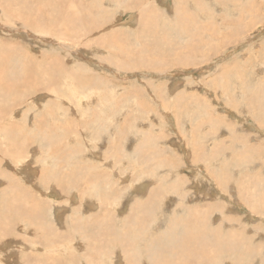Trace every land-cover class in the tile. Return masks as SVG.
<instances>
[{"label":"rangeland","instance_id":"1","mask_svg":"<svg viewBox=\"0 0 264 264\" xmlns=\"http://www.w3.org/2000/svg\"><path fill=\"white\" fill-rule=\"evenodd\" d=\"M263 111L264 0H0V264H264Z\"/></svg>","mask_w":264,"mask_h":264},{"label":"bare ground","instance_id":"2","mask_svg":"<svg viewBox=\"0 0 264 264\" xmlns=\"http://www.w3.org/2000/svg\"><path fill=\"white\" fill-rule=\"evenodd\" d=\"M144 1V0H143ZM166 1V0H165ZM134 2V1H133ZM135 3V2H134ZM131 7V6H130ZM79 19H80V17H79ZM110 23V22H109ZM108 23V24H109ZM111 25V24H110ZM77 26V25H76ZM75 26V27H76ZM82 27V26H81ZM83 29V28H82ZM80 30V29H79ZM114 31V30H113ZM239 40V39H238ZM231 54V53H230ZM106 60V59H105ZM199 62V61H198ZM195 64V63H194ZM225 67V66H224ZM226 71V70H225ZM118 73V72H117ZM155 84V83H154ZM159 86V85H158ZM160 87V86H159ZM91 89V88H90ZM138 89V88H137ZM134 90V89H133ZM136 90V89H135ZM140 90V89H139ZM142 90V89H141ZM140 90V91H141ZM148 91V90H147ZM145 92V91H144ZM89 93H94V92H89ZM130 93V92H129ZM137 93V92H136ZM183 94V93H182ZM195 94V93H194ZM177 95V94H176ZM144 96V95H143ZM83 97V96H82ZM123 97V96H122ZM131 97V96H130ZM140 97V96H139ZM176 97V96H175ZM120 99H121V97H120ZM127 99V98H126ZM77 102V101H76ZM80 102H83V101H80ZM118 104V103H117ZM80 105V104H79ZM82 105V104H81ZM85 105V104H84ZM77 106V105H76ZM139 106V105H138ZM180 106V105H179ZM82 107H84V106H82ZM164 107V106H163ZM173 107V106H172ZM141 108V107H140ZM178 108V107H177ZM156 110V109H155ZM257 110V109H256ZM76 112V111H75ZM86 112V111H85ZM84 112V113H85ZM260 113H261V111H259ZM264 112V111H263ZM184 114V113H183ZM159 117V116H158ZM255 117V116H254ZM70 120V119H69ZM75 120V119H74ZM260 120V119H259ZM258 120V121H259ZM79 121V120H78ZM69 122V121H68ZM83 123H84V121H83ZM260 124H262L261 122H259ZM258 123V124H259ZM263 123H264V120H263ZM90 124V123H89ZM92 124V123H91ZM90 124V125H91ZM86 125V124H85ZM6 126V125H5ZM143 126V125H142ZM86 126H84V128H85ZM264 128V127H263ZM121 129V128H120ZM126 133V132H125ZM110 134V133H109ZM112 134V133H111ZM163 134V133H162ZM110 137V136H109ZM107 139V138H106ZM105 139V140H106ZM112 139H114V138H112ZM93 141H94V139H93ZM96 141V140H95ZM98 141V140H97ZM111 141V140H110ZM100 142V141H99ZM84 143V142H83ZM108 143V142H107ZM5 147V146H4ZM109 149V148H108ZM117 149V148H116ZM106 150H107V148H106ZM164 150V149H163ZM111 152V151H110ZM0 155H2L1 154V151H0ZM208 156V155H207ZM104 158V157H103ZM107 158V157H106ZM25 160H27V159H23L21 162H20V165H22V164H25L24 165V167H27L28 165L26 164V163H24V161ZM106 161V160H105ZM27 162V161H26ZM110 162H111V160H110ZM109 162V163H110ZM199 163V162H198ZM82 164V163H81ZM91 164V163H90ZM108 164V163H107ZM110 165H111V163H110ZM80 166V165H79ZM86 167V166H85ZM110 167H112V165L110 166ZM207 167V166H206ZM112 168H114V167H112ZM200 168V171H202V169H201V167H199ZM103 169V168H102ZM104 170V169H103ZM113 170V169H112ZM116 170V169H115ZM193 170V169H192ZM108 170H106V173H108L107 172ZM105 172V171H104ZM104 172H102V173H104ZM140 172V171H139ZM98 173V172H97ZM198 173V171L196 172V174ZM99 174V173H98ZM97 174V175H98ZM147 174V173H146ZM96 175V174H95ZM108 175V174H107ZM119 175H121V174H119ZM123 175V174H122ZM121 175V176H122ZM138 175V174H137ZM102 176V175H101ZM120 176V177H121ZM155 176V175H154ZM125 177V176H124ZM124 177H123V179H124ZM149 177V176H148ZM152 177V176H151ZM103 178V177H102ZM101 177L100 178H98V179H102ZM122 178V177H121ZM134 178V177H133ZM136 178H138V177H136ZM153 179V178H152ZM157 179V178H156ZM104 180V179H103ZM135 180V179H134ZM137 180V179H136ZM138 180H139V178H138ZM138 180H137V182H138ZM145 180H146V178H145ZM140 181H142V180H140ZM155 181V180H154ZM96 182V181H95ZM152 182V181H151ZM156 182V181H155ZM155 182H153V183H155ZM220 182V181H219ZM146 183V182H145ZM217 183H218V181H217ZM131 184V183H130ZM129 184V185H130ZM137 185H138V183H137ZM157 185V184H156ZM224 185V184H223ZM143 186V185H142ZM126 187H128V186H126ZM135 187H137V186H135ZM135 187H134V189H135ZM112 188V187H111ZM129 188V187H128ZM140 189V188H139ZM139 189H137L138 191H139ZM111 190V189H110ZM126 190V189H125ZM121 191V190H120ZM110 192H112V191H110ZM116 192V191H115ZM118 192V191H117ZM116 192V193H117ZM124 192H122V194H123ZM97 194H98V192H97ZM96 194V195H97ZM152 194V193H151ZM47 195V194H46ZM95 195V196H96ZM99 195H100V192H99ZM76 195L74 194V197H73V200L76 198L75 197ZM72 198V197H71ZM101 198H102V196H101ZM106 199H109V197H106ZM100 200H102V201H105L106 202V200H104V199H100ZM137 201H138V199H137ZM157 201V200H156ZM76 202V201H75ZM87 202V206L88 207H93V206H95V204L97 205V203L96 202H90V201H86ZM154 203V202H153ZM114 204L115 205H117L118 204V200H116L115 202H114ZM247 206L249 207V209L251 210L252 209V212H255V214H254V216H256V217H262V216H264V215H262V214H264V212H262V208L260 207V206H256V205H254V204H252L250 201H248L247 203ZM147 205V204H146ZM96 208V207H95ZM260 209H261V211H260ZM264 210V209H263ZM251 212V213H252ZM131 213L133 214V211H131ZM258 213H262L261 215L260 214H258ZM128 220H134L135 222V224H136V229H139L138 227H140V228H142V226H143V224L144 223H146V222H144V221H142L141 219H138V217L136 218V219H134L133 217H128ZM178 220V219H177ZM146 221V220H145ZM122 222L124 223V224H126V222H125V219H123L122 220ZM200 222V221H199ZM198 223V222H197ZM139 225V226H138ZM203 226L201 227V224H199L198 223V227L196 228V234L195 235H199V234H203V233H205V232H207L208 230H210L208 227H206L204 224H202ZM186 226V225H185ZM184 226V228L186 229V230H188L186 227ZM0 227L1 228H4V227H6V225H4V224H2V225H0ZM177 227H178V224H176L175 225V229H177ZM134 230V229H133ZM140 230V229H139ZM126 230H125V228L124 227H121L120 228V230H118V232H117V235L118 234H120V233H122V237L124 238L125 237V232ZM134 233H137V232H134ZM213 233V232H212ZM217 233V232H216ZM237 235V234H236ZM118 237V236H117ZM131 237V236H130ZM123 238H119L120 239V243H121V245H122V248L125 250V251H127V249L126 248H128L127 246H128V243L129 242H127V243H124V241L122 240ZM126 238H127V236H126ZM157 238V237H156ZM194 238H198L197 236H194L193 238H191V236L189 235V234H187V233H185V232H182V233H178L177 235H175V236H173L172 238H170L169 239V241H168V243L166 244L165 242H161V243H158L157 244V246H155L154 247V252L156 253V255H155V257H153V254H151V256L156 260V262L158 263V264H183V261H184V259H183V257L186 255V254H188V253H191V252H193L194 254H195V256H194V258H195V262H199V261H201V260H203L204 259V257H205V255H203L202 253H201V249L200 250H198V251H196L194 248H193V243L194 242H196V241H194ZM219 238L220 237H218V240H217V242L215 243L216 245H217V248H218V252H220V253H223L225 250H228V247H233L234 249H232V250H229V251H232V252H238V254L237 253H232L231 255H235V259H237V261L239 260V258H242V255L240 254L241 252H239L240 251V247H241V245H242V243H240L238 240H237V238H235V239H230L229 241H228V244H227V246H224V244L219 240ZM245 238V237H244ZM114 239V238H113ZM128 239V238H127ZM158 239V238H157ZM247 239V238H246ZM8 241V240H7ZM131 241H132V239H131ZM158 241H160L159 239H158ZM4 242L5 241H3L1 244H0V246L2 245V244H4ZM17 245V244H16ZM16 245H15V247H16ZM184 246V247H183ZM243 246H244V244H243ZM18 247V246H17ZM54 250H52L51 252H54V253H57L58 254V252H59V249H55V248H53ZM2 250V249H1ZM257 249H256V247H252L251 245H247V247L245 248V253H248V254H251V255H255V253L256 252H253V251H256ZM0 252H3V251H0ZM3 253H5V252H3ZM151 253V252H150ZM197 253V254H196ZM204 253V252H203ZM3 256V255H2ZM247 256V255H246ZM4 259V261L6 262V264H10L9 263V261L7 260V258L5 259V258H3ZM190 259V258H189ZM188 261V260H187ZM239 261H241V260H239ZM11 262V261H10ZM185 263V262H184ZM189 263V262H188ZM191 263V262H190ZM189 263V264H190ZM255 263H256V261H255ZM192 264V263H191ZM257 264V263H256Z\"/></svg>","mask_w":264,"mask_h":264}]
</instances>
